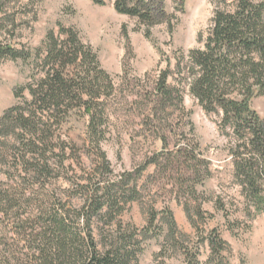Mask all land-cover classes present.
I'll list each match as a JSON object with an SVG mask.
<instances>
[{
  "label": "trees",
  "instance_id": "1",
  "mask_svg": "<svg viewBox=\"0 0 264 264\" xmlns=\"http://www.w3.org/2000/svg\"><path fill=\"white\" fill-rule=\"evenodd\" d=\"M90 1L104 4V0ZM218 1L222 7L214 11L204 37L199 35L202 46L181 53L143 92V116L155 120L169 107L184 112L185 93L205 115L216 116L217 130L230 140L233 177L259 212L264 204V117L252 101L264 94V0ZM170 2L175 10H184L185 0ZM112 4L116 13L147 28L171 22L165 0H113ZM3 20L0 15V29ZM5 59L33 60L41 76L16 87L13 95L20 100L0 115V137L10 140V160L1 163L8 175L0 181V219L11 217L9 224L21 236V250L18 244V251L0 248V264H138L146 229L124 227L117 217L140 198L139 177L147 166H159V161L153 155L143 167L111 176L100 143L109 129L106 101L115 93V83L101 67L96 51L81 41L76 30L59 24L58 33L48 30L33 50L0 42V62ZM23 90L28 91V100ZM74 110L87 116L86 138L95 152L92 167L84 168L86 178H68L81 190L80 207L73 212L60 205L49 212L34 204L20 217L19 200H33L48 191L46 183L54 172L73 170L72 162L65 163L73 149L66 147L59 130ZM161 139L164 152L168 144ZM176 146L173 156L193 194L210 177L209 162L195 144ZM155 216L152 209L151 222ZM163 216L172 233L171 212L166 210ZM209 246L220 258L222 245L210 239Z\"/></svg>",
  "mask_w": 264,
  "mask_h": 264
},
{
  "label": "rangeland",
  "instance_id": "2",
  "mask_svg": "<svg viewBox=\"0 0 264 264\" xmlns=\"http://www.w3.org/2000/svg\"><path fill=\"white\" fill-rule=\"evenodd\" d=\"M165 2L170 24L147 28L135 18L116 13L113 0H104L103 5L90 0H0L4 19L0 42L33 50L48 30L58 33L59 24L71 27L96 51L101 67L113 78L115 93L106 101L109 129L100 143L111 176L137 170L153 155L159 161V166L149 165L142 172L140 198L117 217L124 227L146 229L138 264H264V204L258 212L253 200L241 193L232 174L230 140L217 130L216 116L205 115L187 93L184 112L169 107L155 120L143 116V92L150 90L160 71L168 65L171 68L181 53L202 46L199 35L204 37L214 11L222 7L218 0H185L180 12L170 0ZM33 76H41L40 66L33 60L0 62V115L20 100L14 98L13 90ZM22 96L30 98L27 90ZM252 107L264 117V94L253 99ZM87 119L82 110H74L62 120L60 138L73 149L65 163L72 162L73 170L69 168L68 174L65 170L54 172L46 183L50 191L33 200H19L20 217L34 204L49 212L60 205L73 212L80 207L81 190L71 186L68 178L82 181L88 176L84 168L92 167L95 161L85 133ZM162 137L170 158L166 150L162 152ZM9 141L0 137V181L8 175L1 163L10 160ZM193 144L209 162L211 174L191 194V182L184 179L173 152L176 145ZM152 209L156 211L153 222ZM166 210L175 224L172 233L163 218ZM10 218L0 219V248L16 250L18 244L21 250V236L9 224ZM210 239L222 245L220 258L211 252Z\"/></svg>",
  "mask_w": 264,
  "mask_h": 264
}]
</instances>
